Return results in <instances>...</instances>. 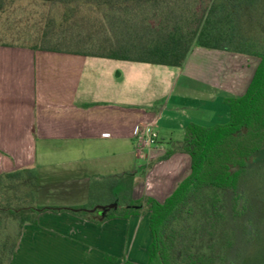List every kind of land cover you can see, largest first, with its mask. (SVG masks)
Instances as JSON below:
<instances>
[{
	"label": "crops",
	"instance_id": "0c3cea01",
	"mask_svg": "<svg viewBox=\"0 0 264 264\" xmlns=\"http://www.w3.org/2000/svg\"><path fill=\"white\" fill-rule=\"evenodd\" d=\"M257 65L252 57L202 48L169 69L0 44V174L33 172L43 201L68 187L64 177L42 172L53 157L67 156L85 176L132 175L131 193L142 189L161 204L190 174L188 155L165 158L171 144L184 140L190 124H226L227 101L245 93ZM216 114L222 123H215ZM143 123L157 133L151 147H139L133 136ZM147 219L139 213L96 225L45 211L36 225L23 226L10 264L29 255L36 264H146Z\"/></svg>",
	"mask_w": 264,
	"mask_h": 264
},
{
	"label": "trees",
	"instance_id": "16d2710c",
	"mask_svg": "<svg viewBox=\"0 0 264 264\" xmlns=\"http://www.w3.org/2000/svg\"><path fill=\"white\" fill-rule=\"evenodd\" d=\"M37 1L60 9V17L45 15L48 32L42 33L40 43L4 45L173 68L182 67L194 48H202L252 57L258 65L245 93L227 101L226 124H190L184 140L171 144L165 158L175 152L188 155L190 174L161 204L150 198L143 204L123 195L114 198L115 208L104 212H91L93 208L85 206L35 208L30 206L35 198L31 190L36 188L35 177L26 179L28 184L23 185L28 191L23 196L16 193L19 186L10 184L33 172L0 174V264L10 263L23 226L36 225L39 213L68 212L100 225L109 219H127L144 207L151 234L146 264H217L212 243L199 251L194 236H213L215 223L223 219L222 193H230L237 212L242 200L240 182L253 158L264 149V37L245 33L246 16L256 0ZM2 6L0 0V12ZM118 179L131 192L132 175ZM187 219L196 223L188 242L183 241ZM7 223H14V229L7 228ZM229 247L226 243L225 250Z\"/></svg>",
	"mask_w": 264,
	"mask_h": 264
},
{
	"label": "rangeland",
	"instance_id": "374dc122",
	"mask_svg": "<svg viewBox=\"0 0 264 264\" xmlns=\"http://www.w3.org/2000/svg\"><path fill=\"white\" fill-rule=\"evenodd\" d=\"M2 2L0 44H38L43 37L42 33L48 32L47 29H44L45 15L60 17L61 10L46 6L45 2H41L42 4L37 0H2ZM249 14L246 16L245 23L247 32L245 30L244 32L250 37H264V0H256L253 11ZM69 32L71 35L74 34L73 30H69ZM168 68L173 69V67ZM218 118L220 117L215 119V123H222L223 121ZM174 134L173 138H177L180 133L175 132ZM68 161L67 156L53 157L51 163L44 167L45 170H41L54 173V176L64 177L63 183L68 184V187L52 193L43 201H38L35 195L34 201L30 203L31 207L46 205L74 207L80 205L87 209H94L114 205L112 203L114 198L123 195L137 198L136 201L144 204L147 197L141 193L142 189L139 191L141 195L137 192L132 194V191L130 192V189L126 187V182L118 179L121 176H85L82 175L83 173L74 172L77 166L69 165ZM37 166L38 170L43 168L42 165ZM29 177L33 179L34 175L22 177L19 181L14 179L10 182L13 187L19 186L18 190L16 189L19 196L27 193L28 188L24 185L28 184L26 179ZM46 182L44 181V183ZM35 183L38 184L39 181L35 180ZM75 187H87L88 192L83 196ZM31 190L36 191V188ZM239 193L242 200L238 203L237 212L232 207L230 193H222L223 210L221 214L223 219L220 223H215L212 237L204 235L205 237L202 239L194 236V239H197L195 245L199 251L204 252V246L212 243L211 252L217 264H264V149L253 158V163L249 165L246 176L240 182ZM140 213H145V207ZM193 225H196L193 219H187L184 222V226L189 230L187 229L183 234V241L184 239L186 242L190 241ZM6 226L11 230L15 227L14 223H7ZM226 243L230 245L228 250H225ZM36 260L35 255H29L22 261L16 260V264H36Z\"/></svg>",
	"mask_w": 264,
	"mask_h": 264
},
{
	"label": "built area",
	"instance_id": "2783aa9c",
	"mask_svg": "<svg viewBox=\"0 0 264 264\" xmlns=\"http://www.w3.org/2000/svg\"><path fill=\"white\" fill-rule=\"evenodd\" d=\"M133 136L139 147H151L155 145L157 141V133L150 123L136 125Z\"/></svg>",
	"mask_w": 264,
	"mask_h": 264
},
{
	"label": "water",
	"instance_id": "95a60500",
	"mask_svg": "<svg viewBox=\"0 0 264 264\" xmlns=\"http://www.w3.org/2000/svg\"><path fill=\"white\" fill-rule=\"evenodd\" d=\"M113 208H115V205H109V206H104V207L103 206L102 207H96V208L92 209L91 212H93L95 210H99V211L104 212V211H107V210L113 209Z\"/></svg>",
	"mask_w": 264,
	"mask_h": 264
}]
</instances>
